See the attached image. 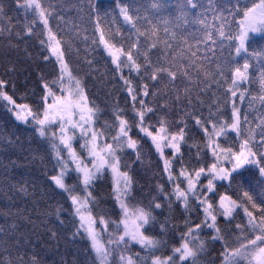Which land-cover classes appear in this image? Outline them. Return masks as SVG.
<instances>
[{
	"label": "snow or ice",
	"instance_id": "snow-or-ice-1",
	"mask_svg": "<svg viewBox=\"0 0 264 264\" xmlns=\"http://www.w3.org/2000/svg\"><path fill=\"white\" fill-rule=\"evenodd\" d=\"M13 3L23 19L12 25L0 0V39L8 47L35 39L52 70L31 104L18 102L0 78V102L41 146L32 160L39 159L47 185L40 215L49 238L84 245L83 260L77 252L66 264H264V47H252L264 41V0H177L178 16L157 23L143 17L147 27L118 4L135 39L100 29L109 10L89 0L87 19L100 33L92 43L103 45L112 66L107 81L93 60L70 67L86 29L66 20L53 0ZM151 7L160 13L170 6L155 0ZM209 11L218 25L206 22ZM246 100L250 109L259 102L260 116L249 119L240 106ZM142 168L155 181L146 195ZM7 187L38 193L34 183L31 190L27 183ZM20 215L0 210L5 218ZM16 231L15 223L0 227V264H43Z\"/></svg>",
	"mask_w": 264,
	"mask_h": 264
},
{
	"label": "trees",
	"instance_id": "trees-1",
	"mask_svg": "<svg viewBox=\"0 0 264 264\" xmlns=\"http://www.w3.org/2000/svg\"><path fill=\"white\" fill-rule=\"evenodd\" d=\"M9 5L8 17L11 18L12 25L19 24L23 19V12L15 9L13 0H4ZM47 2V0H45ZM57 5V10L60 11L65 19L69 22H75L79 24L81 28L86 31L81 32V37L87 36L88 40L83 39L76 41V47L79 49V54L71 57L70 67H82L83 61L93 60V67L99 70L100 74L107 73L105 81L108 80L111 75L110 60H106L107 54L103 52V46L99 45L97 48L93 45L92 41H99V31H97V25L95 20L89 21L87 19V5L89 0H53ZM155 0H103L104 7L109 10L107 16L101 18L99 28L102 30H111L115 32L119 29L125 36L129 34L135 39V33L132 32L131 26L127 25L123 17L119 14L118 4H128L131 12L134 15H139L141 21L138 23L140 27H147L143 17L152 19L154 23L159 22L163 18H175L179 15L175 5L177 0H162L167 7L160 13L152 8V3ZM216 2V0H214ZM250 2V0H246ZM258 2V0H257ZM203 3L207 5L208 0H203ZM139 10L136 12V10ZM83 18V21L81 20ZM3 19V18H0ZM206 22L209 26L213 24H219V21L213 20V14L211 11L207 12ZM54 31L56 30V22L52 21ZM61 27H64L61 25ZM201 26L196 25L190 27L188 32L196 33L197 29ZM162 29V25H161ZM198 34V33H197ZM161 39L164 38V32L160 31ZM187 35V33H186ZM143 42V38H141ZM190 43L195 44V40L190 38ZM12 44L16 47H8L7 41L0 39V78L8 79L10 81L8 91L13 94L18 102L33 103L38 99L41 93V77H48L52 70L51 63H45L42 59L41 53L44 51L38 41L35 39L28 41L12 40ZM253 48L259 49L264 47V41L254 43ZM203 50V45H201ZM48 54V53H44ZM54 60V58H52ZM242 63V59L240 60ZM255 64V61H253ZM10 68H14L15 71H9ZM127 71V70H125ZM254 75H258L255 69L250 70ZM101 82L97 80V84ZM15 85V88L12 87ZM117 88L120 86L115 85ZM113 84H108L107 89L111 91ZM162 87V85H161ZM89 89L91 93L100 95V99H103V95L100 93L99 87L93 88L92 82H89ZM253 94L258 92V84H254L250 89ZM118 96H123L122 92L117 93ZM210 95V94H209ZM23 97V99H21ZM208 100V96L202 97ZM164 101L161 100V103ZM243 112L248 113L249 119L252 120L261 115V106L257 101L253 108H248L247 100L243 105H240ZM205 114H207V108L205 106ZM12 139L14 143L9 144L7 141ZM41 149L38 141L33 137L30 127L15 121L14 117L5 111L3 102H0V210L10 209L13 213H22L20 216H13L11 218H5L0 216V227L9 226L12 223L17 225V231L15 233L18 239L22 240V247L29 251L37 253L43 261V264H66L77 258L76 253L79 252V259L83 260L84 245L81 244H68L64 239L52 240L49 238L46 229L43 227V217L40 215L41 211L45 208L48 197L41 196L47 185L45 183V177L41 171V165L39 159L33 162L32 157L37 153V150ZM146 157H149L151 164L154 167L156 164V157L152 156L148 148L143 149ZM10 161L16 162V167L10 166ZM145 163H148L146 159ZM5 165H9L7 172H5ZM50 168V166H49ZM140 180V186L143 189L144 194L148 192V185L154 183L153 174L151 171L141 169L138 176ZM15 183H27L29 189L34 183L37 186L38 193L35 197L32 195H24L10 190L7 185ZM224 191V189H221ZM232 190H229L231 194ZM11 197V199H9ZM59 199V198H57ZM35 209V210H34ZM242 215V213H241ZM31 218L32 223H29L28 218ZM216 251H219L220 245H215ZM215 255V252L213 253ZM219 264V261H217Z\"/></svg>",
	"mask_w": 264,
	"mask_h": 264
},
{
	"label": "rangeland",
	"instance_id": "rangeland-1",
	"mask_svg": "<svg viewBox=\"0 0 264 264\" xmlns=\"http://www.w3.org/2000/svg\"><path fill=\"white\" fill-rule=\"evenodd\" d=\"M124 20V19H123ZM125 22V21H124ZM126 23V22H125ZM127 24V23H126ZM127 25H129V24H127ZM103 46V45H102ZM106 53V52H105ZM107 54V53H106ZM54 58V57H53ZM55 59V58H54ZM126 70V69H125ZM77 147H78V145H77ZM167 151V150H166Z\"/></svg>",
	"mask_w": 264,
	"mask_h": 264
}]
</instances>
